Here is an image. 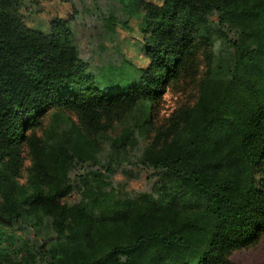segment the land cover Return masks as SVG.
Returning a JSON list of instances; mask_svg holds the SVG:
<instances>
[{
  "label": "trees",
  "instance_id": "trees-1",
  "mask_svg": "<svg viewBox=\"0 0 264 264\" xmlns=\"http://www.w3.org/2000/svg\"><path fill=\"white\" fill-rule=\"evenodd\" d=\"M25 2L0 0V264H231L264 239V0H123L144 16L148 63L132 79L103 82L86 71L70 19L36 30ZM218 38L230 53L214 54ZM200 48L209 62L198 101L139 157L159 176L152 194L120 200L88 188L62 203L73 163L88 165L97 138L129 113L120 155L105 168L127 163V138L150 136L155 100ZM61 111L79 124L59 126ZM49 114L58 122L39 135ZM25 149L32 166L22 185ZM48 221L54 242L22 258L9 252L7 226Z\"/></svg>",
  "mask_w": 264,
  "mask_h": 264
},
{
  "label": "rangeland",
  "instance_id": "rangeland-1",
  "mask_svg": "<svg viewBox=\"0 0 264 264\" xmlns=\"http://www.w3.org/2000/svg\"><path fill=\"white\" fill-rule=\"evenodd\" d=\"M22 9L26 23L34 29L45 32L51 21L56 18L70 19L75 31L76 44L86 63V71L99 78L101 82L107 79H132L136 76L135 68L148 63L145 55L146 38L144 35V16L134 10L127 13L123 0H25ZM160 3V0H149ZM73 16V17H72ZM216 19V16L212 17ZM236 37V32L232 33ZM198 60L178 80L166 85L160 96L155 100L153 111L154 124L149 137L135 134L127 138L124 166H114L107 170L108 165L119 157L117 147L119 139L124 140L131 128L129 113L113 121L112 129L108 131L109 138L99 137L93 147V160L87 164L73 163L69 170L73 188L62 203H75L84 199L88 188L95 191L113 192L120 200L125 198H140L150 195L159 176L154 170L140 163V154L158 132H164L171 127L176 114L185 108L194 106L200 97L201 82L208 68L207 52L200 48ZM232 50L224 39H217L213 52L216 56L225 55ZM59 120L61 127L68 122L79 124L78 116L72 111H61ZM60 113V112H59ZM54 114L46 115L42 130L49 129L57 120ZM58 122V121H57ZM24 163L19 182L27 185L32 157L27 149L23 152ZM97 172V176H94ZM58 230L55 224L48 221L38 229L26 224H11L7 226L4 244L15 258H22L32 250H38L41 244L55 241ZM231 264H264V239L257 245L234 252L229 258Z\"/></svg>",
  "mask_w": 264,
  "mask_h": 264
}]
</instances>
